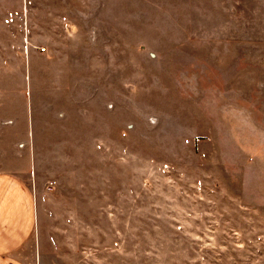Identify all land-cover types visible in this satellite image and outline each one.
I'll return each mask as SVG.
<instances>
[{
    "label": "rangeland",
    "instance_id": "obj_1",
    "mask_svg": "<svg viewBox=\"0 0 264 264\" xmlns=\"http://www.w3.org/2000/svg\"><path fill=\"white\" fill-rule=\"evenodd\" d=\"M0 171L29 264H264V0H0Z\"/></svg>",
    "mask_w": 264,
    "mask_h": 264
},
{
    "label": "crops",
    "instance_id": "obj_2",
    "mask_svg": "<svg viewBox=\"0 0 264 264\" xmlns=\"http://www.w3.org/2000/svg\"><path fill=\"white\" fill-rule=\"evenodd\" d=\"M34 227V197L16 174L0 171V264H29L18 248Z\"/></svg>",
    "mask_w": 264,
    "mask_h": 264
},
{
    "label": "built area",
    "instance_id": "obj_3",
    "mask_svg": "<svg viewBox=\"0 0 264 264\" xmlns=\"http://www.w3.org/2000/svg\"><path fill=\"white\" fill-rule=\"evenodd\" d=\"M51 187H52V181H48L47 184L45 185V188H44V189H45L46 191H48V190L51 189Z\"/></svg>",
    "mask_w": 264,
    "mask_h": 264
}]
</instances>
